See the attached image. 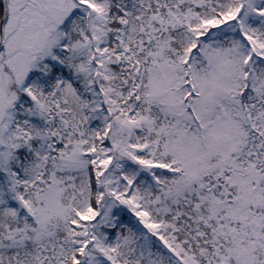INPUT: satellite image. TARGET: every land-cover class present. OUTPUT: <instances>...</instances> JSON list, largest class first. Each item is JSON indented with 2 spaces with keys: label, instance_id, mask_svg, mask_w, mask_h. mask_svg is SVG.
I'll return each instance as SVG.
<instances>
[{
  "label": "snow or ice",
  "instance_id": "obj_1",
  "mask_svg": "<svg viewBox=\"0 0 264 264\" xmlns=\"http://www.w3.org/2000/svg\"><path fill=\"white\" fill-rule=\"evenodd\" d=\"M0 264H264V0H0Z\"/></svg>",
  "mask_w": 264,
  "mask_h": 264
}]
</instances>
